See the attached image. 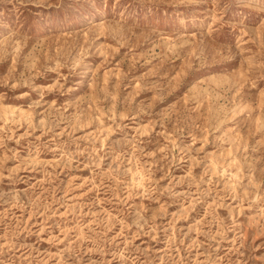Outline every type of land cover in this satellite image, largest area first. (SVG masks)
<instances>
[{
  "label": "rangeland",
  "instance_id": "374dc122",
  "mask_svg": "<svg viewBox=\"0 0 264 264\" xmlns=\"http://www.w3.org/2000/svg\"><path fill=\"white\" fill-rule=\"evenodd\" d=\"M0 264H264V0H0Z\"/></svg>",
  "mask_w": 264,
  "mask_h": 264
},
{
  "label": "bare ground",
  "instance_id": "6f19581e",
  "mask_svg": "<svg viewBox=\"0 0 264 264\" xmlns=\"http://www.w3.org/2000/svg\"><path fill=\"white\" fill-rule=\"evenodd\" d=\"M100 16V15H99Z\"/></svg>",
  "mask_w": 264,
  "mask_h": 264
}]
</instances>
